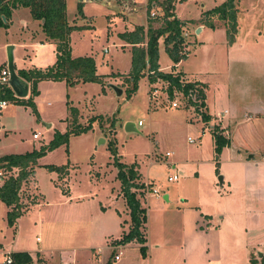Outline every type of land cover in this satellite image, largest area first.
I'll return each instance as SVG.
<instances>
[{"label":"rangeland","instance_id":"rangeland-1","mask_svg":"<svg viewBox=\"0 0 264 264\" xmlns=\"http://www.w3.org/2000/svg\"><path fill=\"white\" fill-rule=\"evenodd\" d=\"M109 1L86 2L84 10L92 16V22L87 23L93 27H85L81 33L71 35L73 53L93 57L97 73L101 75H110L112 71L128 73L132 47L121 49L128 42L117 33L144 22L145 0L134 1L135 8H140L138 13H131L130 4L124 3L119 12L124 16L118 15L114 6L107 7ZM76 2L67 0L69 19L77 13ZM223 2L225 0H186L178 3L174 13L181 19L198 23L201 12ZM235 9L237 32L233 41L227 40L225 23L217 20L215 29L205 27L200 37L193 35L192 40L196 43L183 66L187 72L201 67L202 76L209 85L210 103L217 100V89L224 98L225 94L229 96L227 98L234 107L230 109L234 116L230 123L234 129V132L230 130L231 140L237 144L240 156L230 155L223 148L216 166L211 135L212 127L218 121L209 120L205 125L200 114L202 111L186 107L193 101L182 95L162 96L148 102L145 76L139 77L136 91L130 97L128 89L133 87V81L126 79L128 74L107 80L106 94L103 95L97 83H90L88 87H66L63 97L70 106L73 101L75 105L86 104L87 108L94 98L95 113L108 117L99 116L102 121L93 122L87 133L69 136L67 145L38 159L34 180L31 185L25 184L21 198L28 207L37 192L40 206L18 217L16 231L4 222L5 205L0 202V264L4 254L17 252H31L35 256L39 252L43 261L37 257L35 264H188V260L189 264H198L201 259L203 264L205 239L191 234L189 225L182 222L185 210H200L203 215H210L214 209L218 213L229 211L233 214L230 223L226 224L228 232L209 240V264H249L251 256L264 254V246L259 249L249 244L247 224L253 222L244 212L253 204L264 209V182L247 187L244 176L248 167L236 162L243 159L255 165L264 156V0H235ZM151 12H154V18L160 16V9L154 8ZM153 26L159 25L154 23ZM11 37L12 34L10 37L6 35L5 28H0V68H8L10 59L14 69L27 64L21 49L13 53V46L7 44L15 43L10 42ZM112 44L123 46L113 47ZM104 49H108L107 53ZM158 53L165 66L169 57L163 39L158 40ZM115 88L121 90L120 95ZM46 94L38 93L34 102L35 113L29 107L14 103H8L6 110H0L6 115L5 119L0 116V157L39 150L49 144L58 130L61 134L67 132L63 123L54 120V109L59 103ZM176 99L179 107L172 108L171 102ZM48 102L50 106H47ZM223 106L224 103L219 102L216 108L222 111ZM245 111H257L258 114L246 121ZM113 118L116 120L113 129L116 128L120 161L126 165L136 164L138 172L149 181L150 191L142 200L146 208L148 236L144 254L138 244L114 246L115 241H111L112 237H117V234H111L117 231L118 218L123 226L128 220L123 200H109L119 193L117 170L107 151L112 138L110 121ZM89 119L81 126H86ZM50 120L54 124L48 128ZM128 124H133L135 131H128ZM33 132L39 134L37 140L32 139ZM189 138L194 140L193 144L188 142ZM251 156L253 158H249ZM200 159L210 162L203 165L201 173L196 176L200 183L197 196L195 177H188L185 172L190 166L186 165L183 170L181 164ZM108 161H111L109 166ZM215 169L213 183L211 178ZM174 175L178 180L169 182L168 178ZM262 179L264 171L258 173L255 183ZM33 185L37 187L35 190ZM152 190L158 194L153 195ZM259 220L262 223L264 219L260 217ZM105 231L109 234L103 236ZM120 252V259L114 261V255Z\"/></svg>","mask_w":264,"mask_h":264},{"label":"trees","instance_id":"trees-1","mask_svg":"<svg viewBox=\"0 0 264 264\" xmlns=\"http://www.w3.org/2000/svg\"><path fill=\"white\" fill-rule=\"evenodd\" d=\"M66 0H0V28H8L12 11L18 7L27 8L33 20L41 22V29L46 39L56 45L55 63L45 70H19L17 75L30 85L29 96L27 99L16 98L11 88L7 85H0V100L8 101L16 105L29 107L33 113L36 112L34 97L38 95L37 85L41 81L64 82L67 87H74L80 83H97L105 85L103 78L96 74V67L93 58L71 56L70 34L74 30H83L81 27L70 26L66 15ZM186 0H147L146 12L148 16V27L145 32L143 27H136L132 32L120 34L128 44L132 46L131 69L127 80L133 81V87L128 89L130 97L136 91V83L141 76L147 77L150 84L156 81L167 83V94L173 98V92L179 91L183 96L188 97L189 101L198 100L200 103L195 106L197 112L199 108L205 107V93L202 86L196 83H182L180 74L163 73L159 71L158 65V40L163 39L165 51L169 59L177 64L186 58L183 50L184 38L182 30L184 22L175 16V6ZM82 3L77 4V14L83 15ZM160 9V16L151 18V11ZM202 21L211 28H215L209 18L215 17L225 23L226 37L232 42L237 32L235 0H225L219 6L212 8L202 14ZM154 23L158 27H154ZM146 40V41H145ZM145 43V46H137ZM69 118V128L66 133L56 132L53 139L47 146H41L39 150H33L25 154H11L0 157V170L5 174L0 182V202L7 207L6 223L13 227L16 220L24 212L25 206L20 203L23 186L28 184V179L33 175L37 160L59 146L67 145L69 136L87 133L92 128V123L102 121L101 117L90 118L86 126H81L78 120V111L67 103ZM204 123L210 117L204 112H200ZM115 118L110 121L111 129L115 126ZM115 129L111 130L112 138L107 144V151L112 159L117 174L116 178L120 182L121 194L125 200L129 212V228L123 233L115 245H126L136 243L140 246L141 252L146 251V209L142 207L141 201L145 195L143 192L144 184L139 182L140 175L136 169V164L126 165L120 161L117 144L115 140ZM212 137L214 140V160L217 166L218 157L223 148L229 145L228 139L223 135L218 127H213ZM51 170H58L49 167ZM217 173V169H215ZM138 190L143 191L142 193ZM144 194V195H143ZM31 198L30 203L35 200ZM11 264H32L33 260L26 252L10 254ZM249 264H264V255L261 257L251 256Z\"/></svg>","mask_w":264,"mask_h":264},{"label":"crops","instance_id":"crops-1","mask_svg":"<svg viewBox=\"0 0 264 264\" xmlns=\"http://www.w3.org/2000/svg\"><path fill=\"white\" fill-rule=\"evenodd\" d=\"M135 0H110L109 4H106L107 7H113L115 8V10L117 11L118 15L124 16V13H119L123 10V4L124 3H128L130 4V11L131 13H138V10H140V8H135ZM81 2V0H77L76 2V10H77V4ZM66 3V15H67V21L69 23L70 26H74V27H81V28H92V25H89L87 22H92V16H88L85 12V4H87L86 2H81L83 7H82V12L83 15L79 16L77 13L74 14V18L73 19H69L68 18V13H67V9H68V5H67V0L65 1ZM132 4V5H131ZM146 4H147V0H145L144 2V6L143 8L146 10ZM178 4H176L177 6ZM175 6V8H176ZM212 9V8H211ZM210 9V10H211ZM119 10V11H118ZM208 11V10H207ZM206 12V11H204ZM204 12H201L200 15L198 16V23H196L194 20V24H190L193 21H188V20H184L179 18L177 15L176 17L184 22V27H183V34H184V46H183V50L184 52L187 51L186 54V58L182 61H180L177 64H174L170 59L166 60V65L163 66L160 62V55L158 53V65H159V71L163 72V73H174V74H180V80L183 83H187V82H191V83H196L197 86H202V89L205 93V107L202 108V112H204L205 114H207L210 119L212 121H218V124H215V127H218V129L220 131H222L223 135H227L226 137L228 138V142L229 145L227 147H225L223 150L225 151H229L230 155L233 156H240V150L238 149L237 144H235L232 140H231V131L234 132V129H231L230 127V123L232 120H234V116L231 115L230 109H234V107L232 106L230 99H228L227 97H229L228 95H224L225 98L223 96L220 95V93L218 92L217 89V100L214 99L212 103L209 102V85L208 83L205 81V77L202 76V69L201 67H199L198 70L194 71V72H187L184 70V64H186V62L188 61L191 51H192V46L194 43H196V41L192 40V38H194L193 35L200 37L201 34L203 33V31H205V27H208L204 21H202V14ZM145 20L143 23H139V24H135L134 27H132L131 29H127V27L125 28L127 31L125 32H132L134 31V29L136 27H143L145 32L147 30L148 27V16H147V12L145 13ZM208 21H212L215 24V28L218 26L217 24V19L215 17H211L208 19ZM83 22H86L87 24H84ZM109 22V20H108ZM82 23V24H81ZM198 27H201V31L199 33V35H196L194 30L196 31V29ZM209 28V27H208ZM214 28V29H215ZM6 30V35H10L12 34V37L10 38V42H15V43H7L8 45H12L13 46V53L15 51H20L19 49H21L22 51V57L24 58V60L27 61V64H23V66H19V67H15V72L17 73L19 70H24V71H29V70H33V69H37V70H45L46 68L52 66L55 63L56 60V45L54 43H52L51 41H48L44 35V33L42 32L41 29V22L40 21H36L33 20L30 12L27 8H23V7H18L17 9H14L12 11V15H11V19L9 22V27L5 29ZM8 31V32H7ZM192 31V32H191ZM82 30H74L71 32L70 37L72 34H77V33H81ZM117 34H122V32H118ZM71 40V39H70ZM146 41V40H145ZM118 46H123L121 44H112L113 47H117ZM129 45L132 47L133 45L131 44H126V47H120L121 49L127 48L129 47ZM70 46H71V56L73 58H77V57H91L88 56L87 54L85 55H79V54H74L73 50H74V44L72 43V40L70 41ZM137 46H145V43L142 45H137ZM18 48V50H17ZM108 49H104V53H107ZM93 58V57H91ZM94 60V59H93ZM95 62V61H94ZM15 66V65H14ZM95 67H96V74L101 76L103 78V82L106 84L107 80H109L111 77H118L121 78L119 76L122 75H126L129 74L128 73H121L120 71H112V73L110 75H101L99 73H97V64L95 62ZM3 68V67H2ZM0 68V69H2ZM131 68V66H130ZM90 85V83H80L78 85H76V87H88ZM100 85V84H99ZM167 83L163 82V81H156L155 83L150 84L147 77H146V87H147V99L148 102H152L150 100V93L153 91V89L156 87L158 88L161 93V97H167ZM66 84L64 82H55V81H41L38 83L37 85V89H38V93H44L47 92L48 95L51 99L56 100V102L59 103V106L57 109H54L55 113V121H59L60 123H63L66 126V130L69 127V123L67 121V118H69V114H68V110H67V100L65 97H63V94H65L64 90L66 88ZM29 90H30V85H28V96H29ZM64 92V93H63ZM177 92V91H175ZM100 93L106 94V90H105V85H100ZM176 94V93H175ZM178 95H182V93L177 92ZM28 96L24 99H27ZM221 96V99H219V97ZM37 97V96H36ZM36 97H34V102ZM17 98V97H16ZM94 98H92V101H90L89 105L90 107H85L86 104L84 106H80V105H75L73 103V101L71 102L72 107L76 108L79 115H78V120L80 124H84L86 120H88L89 118H93V117H108V116H103V115H99L97 113H95V109H94ZM8 102V101H7ZM219 102L224 103V109L222 111H220L219 109L216 108L217 104ZM10 104V102H8ZM200 103V102H199ZM198 103V104H199ZM8 104V105H9ZM62 104V106L60 105ZM8 105L5 109L6 110L8 108ZM51 103L48 102L47 106H50ZM25 107V106H23ZM186 107H191L194 109L195 111V106L193 105H186ZM248 106L245 107V109H247ZM200 109V108H199ZM258 113L257 111H253L248 112L245 111L244 113V117L246 118V121L252 119L254 116H256ZM2 115V117H6V115H4L3 113H0V116ZM53 116V117H54ZM5 119V118H4ZM217 119V120H216ZM226 121V122H225ZM58 122V123H59ZM217 123V122H216ZM54 122L52 120H50V126H53ZM205 125H207V123H205ZM213 128V127H212ZM211 128V129H212ZM231 130V131H230ZM58 133L59 130L57 131ZM114 132L116 133V128L114 130ZM35 133V132H33ZM211 135V134H210ZM33 136V135H32ZM116 136V135H115ZM211 144H212V151H213V155H214V140L213 137L211 135ZM33 139V137H32ZM34 140V139H33ZM240 146V145H239ZM249 158H253L252 156ZM38 161V160H37ZM209 161V160H208ZM208 161H202V159L197 160V161H190L189 164H185L182 165L183 170H185V166L189 165L190 168L186 169L187 171H185L187 173L188 177L194 176L195 177V186H196V190L198 192L197 196L199 194L200 191V183H199V178L197 179L196 176L197 174L199 175L201 173V169L203 165H205ZM260 162H257V164L252 165L249 161L244 162L243 159H239L236 160V162L242 163L244 165H246L247 168V172L245 173L244 176V182L245 185L248 187L249 184H254V185H258L264 182V179H262L261 182L259 183H255L258 181V173L261 171H264V159L259 160ZM192 162V163H191ZM210 162V161H209ZM213 163V161H212ZM111 164V161H108L107 166H109ZM174 164V163H173ZM176 164V163H175ZM180 167V164H179ZM203 170V169H202ZM138 171V170H137ZM34 172H35V167H34ZM34 172H33V178L32 176L28 179V184L31 185V180H34ZM215 172V171H214ZM213 172V173H214ZM212 173V181L213 183H215L214 179L216 176V173L213 174ZM138 174L140 175V180L139 182H141L142 184H148L149 181L144 178L142 176V174H140L138 172ZM218 182V181H217ZM24 187V186H23ZM33 189L35 190L34 185L32 186ZM117 189H118V195L117 197H110L109 200L113 201H118L119 198H121L124 202V205L126 207V211L125 214L127 216V221H126V225H122L119 218H118V223H117V231H114L111 236H114L113 234H117V237H112L111 241H118L121 236L123 235V233L128 231L129 228V212L125 203V200L121 194V186H120V182H118L117 184ZM69 191V190H68ZM35 192V191H33ZM35 194V203L34 204H30L28 207L26 206V202H23V200H20V203L22 204V206H25V208L23 209L25 213L30 212L35 206H40L39 205V196L37 194V192L34 193ZM216 197H218V195L216 194ZM75 198V197H72ZM165 199H167V196L165 197ZM71 200V199H70ZM141 205L143 208L144 207V203L141 201ZM255 204L253 205H249V207L246 208V210L244 212H246V216L248 219L252 218L253 223H250L249 225L247 224V229L250 232V237H249V244L253 247L256 248H261L264 246V220L261 223L259 218L261 217L262 219H264V209L262 208H256L254 207ZM146 209V208H145ZM7 207L5 206V213H4V222L6 223V213H7ZM116 210V214L119 215V213ZM204 213H202L200 210H185L182 212V222L186 223V225H189V232L191 234H195L197 236H202L205 239L204 242V248L202 250L203 253H205V259H204V263L203 264H209L210 259L207 256L208 250L211 246V244L209 243V240H212L214 237H218L220 234H224L225 232H228V228L226 229V224L230 223V219L231 216L233 215L232 212L229 213V211H223L222 213H218L215 209L213 211H211L210 215H203ZM17 221V220H16ZM203 224H206L205 226H202ZM7 225V223H6ZM210 228V229H209ZM14 231H16V222L15 225L13 226ZM147 229V227H146ZM107 234H109L108 231H105L103 236H106ZM145 236H146V243L148 240V236H147V232H145ZM110 241V242H111ZM129 244H136V243H129ZM147 245V244H146ZM216 246V243L213 244V248ZM0 247L2 248V245H0ZM113 247V246H111ZM209 247V248H208ZM201 246L199 247L200 250ZM201 251V250H200ZM30 255V257L33 260L32 264H35V259L37 260L38 258L42 259L39 256V252H37L36 256L33 255V253L31 252H26ZM98 254H100V251L98 252ZM120 253L115 254L114 257L116 255H118V260L120 259ZM261 255H264L261 253ZM36 257V258H35ZM38 257V258H37ZM258 258V257H257ZM115 260L114 261H118ZM43 261V259H42ZM76 262V261H75ZM202 259L201 261L198 262V264H202ZM65 264V263H64ZM73 264H77L73 263ZM88 264H92V263H88ZM188 264H189V260H188Z\"/></svg>","mask_w":264,"mask_h":264},{"label":"built area","instance_id":"built-area-1","mask_svg":"<svg viewBox=\"0 0 264 264\" xmlns=\"http://www.w3.org/2000/svg\"><path fill=\"white\" fill-rule=\"evenodd\" d=\"M81 1L82 2H90L91 0H81ZM150 17L151 18H154L155 17L154 12H151ZM8 81H9V72H8L7 68L0 69V85H7V86H9L8 85ZM159 91L160 90L158 88H156V87L153 89V91L150 93V100L151 101H156L157 99H159L161 97V93ZM177 92H179V91H177ZM177 92H175V91L173 92V97H177L178 96ZM182 96H183V94H182ZM166 98H168V94H167V97ZM192 99H193V102L194 103H199L198 100H194L193 96H192ZM7 105H8V102L7 101L0 100V110L5 109L7 107ZM171 107L172 108L179 107V100L176 99L175 101H172L171 102ZM199 111H202V108L201 107H200ZM140 124H141V122H138V125H140ZM32 137H33L34 140H37L39 138V134L38 133H34ZM225 137H226V135H225ZM188 142L191 143V144H193L194 143V140H192L191 138H189L188 139ZM262 159H264V156L262 157ZM4 176H5V174L3 173V171L0 170V182L3 180ZM177 180H178V176L177 175H174V176H171V177L168 178V181L169 182H174V181H177ZM143 191H145V194L147 195V193L150 191L149 184H144ZM152 194L153 195H157L158 192L156 190H152ZM4 256H5V258H4V260H3V262L1 264H11L12 259H11L10 254L6 253V254H4ZM118 257L119 256L116 255L114 257V259L115 260H118Z\"/></svg>","mask_w":264,"mask_h":264},{"label":"water","instance_id":"water-1","mask_svg":"<svg viewBox=\"0 0 264 264\" xmlns=\"http://www.w3.org/2000/svg\"><path fill=\"white\" fill-rule=\"evenodd\" d=\"M200 31H201V27H198L195 31V34L199 35ZM10 49H12V48L10 47ZM7 70L9 72L8 85L11 88V90L13 91L15 97H17L19 99L26 98L28 96V85L29 84L17 75V73L15 72L14 67H13L12 59H10L9 66H8ZM115 91H117L118 95L121 94V90H119L118 88H115ZM47 127L49 128L50 125L47 124ZM127 130L128 131H135L133 124H128ZM218 180L220 183L221 178H219ZM259 257H261V254H259Z\"/></svg>","mask_w":264,"mask_h":264}]
</instances>
